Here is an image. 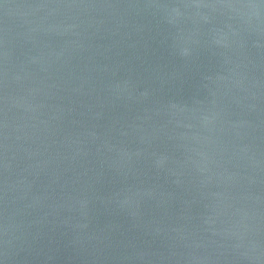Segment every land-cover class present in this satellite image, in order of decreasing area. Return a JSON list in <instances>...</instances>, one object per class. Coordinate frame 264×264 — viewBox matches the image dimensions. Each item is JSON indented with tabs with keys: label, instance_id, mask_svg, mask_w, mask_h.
I'll list each match as a JSON object with an SVG mask.
<instances>
[{
	"label": "water",
	"instance_id": "95a60500",
	"mask_svg": "<svg viewBox=\"0 0 264 264\" xmlns=\"http://www.w3.org/2000/svg\"><path fill=\"white\" fill-rule=\"evenodd\" d=\"M0 264H264V0H0Z\"/></svg>",
	"mask_w": 264,
	"mask_h": 264
}]
</instances>
